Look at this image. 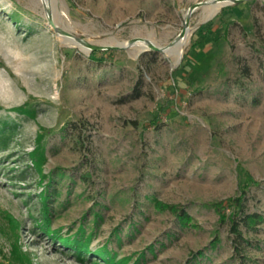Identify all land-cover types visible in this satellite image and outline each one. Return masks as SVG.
<instances>
[{
  "label": "rangeland",
  "instance_id": "1",
  "mask_svg": "<svg viewBox=\"0 0 264 264\" xmlns=\"http://www.w3.org/2000/svg\"><path fill=\"white\" fill-rule=\"evenodd\" d=\"M198 1L0 0V128L9 129L0 141V264H10L13 239L6 212L32 264H106L94 252L103 244L125 264H264V219L244 231L240 256L208 205L249 173L257 183L247 209L264 216V0L222 5L207 19V6L194 8L178 61L149 48L147 40L169 43ZM119 41L129 43L89 58L91 45ZM189 68L198 74L190 85ZM20 104L34 115L14 110ZM40 132L44 178L29 155ZM46 190L50 228L82 229L92 253L81 259L44 230ZM151 196L183 206L196 226H179ZM199 249L205 255L194 258Z\"/></svg>",
  "mask_w": 264,
  "mask_h": 264
},
{
  "label": "trees",
  "instance_id": "2",
  "mask_svg": "<svg viewBox=\"0 0 264 264\" xmlns=\"http://www.w3.org/2000/svg\"><path fill=\"white\" fill-rule=\"evenodd\" d=\"M202 27H205V24L202 25ZM196 41L193 40L191 42V45L193 48L196 46ZM259 43L261 45V49L264 53V39H260ZM107 49H92L90 50L88 56L92 60H101L103 59V55L105 52H107ZM100 53V55H98ZM213 60L212 56L209 57H203L201 60L197 61V63L200 65L199 69L203 70L205 65ZM238 65H239V71L240 74L243 76H249L250 75V68L248 64L244 61L243 58L238 59ZM194 64V63H193ZM184 67V64H181L178 68ZM200 70L198 72H200ZM192 72V68H189L188 75L191 76L188 78L187 84L190 85L193 81L194 73L190 74ZM198 74L196 75L197 79ZM173 83L176 82L174 77L172 76ZM138 88H134V93L137 95ZM169 106L168 101H164L160 105V109H165ZM14 110L25 113L28 116L34 115V108H32L28 104H20L14 107ZM177 110V107L174 108V111ZM133 123H136L132 121ZM149 122H153V125L157 127L159 120L156 117L150 118ZM9 129L6 128H0V141L4 142L5 138L8 136ZM45 133H39L37 134V143L35 146L29 151V155L31 156L33 160V164L35 169L37 170V173L40 175V178H44L47 176V173H44L42 171V162L45 159V153H44V147L41 145L40 140L44 136ZM47 182L49 183L50 180L48 179ZM257 183V181L249 174L246 173L244 179L238 183L237 190L234 194L229 195L228 197L220 200H214L211 202H208V205H210L215 213L217 214L218 222L221 223H227L228 230L231 233V239L233 246L235 247V251L240 256H244L242 252V248L245 247V245H248L250 243V240L244 235V231L248 230H254L264 219V216L262 213L258 211H250L247 209L246 204V191L249 188L251 184ZM42 199V223L44 225V230L47 233H50L52 236L58 237L63 244H65L68 247H71L76 253L78 254V257L82 259L83 255L85 253H92L93 250L89 248V236L86 238L79 236V233H83L82 229L79 231H76L73 235H66L61 236V234L58 233L57 228H50V215H49V209H48V193L47 190L40 194ZM153 207L156 210H167L171 213H173L176 217L177 223L181 227H189V226H196V223L193 222V219L191 215L186 211V209L176 203H169L162 201L155 196L150 197ZM5 216L10 224V228L13 233V239L10 242V246L8 249L7 254V260L10 264H32L31 258L29 254L21 248V245L18 241V234H17V227H18V220L10 213L6 212ZM116 233L117 230H114ZM219 237L215 236L211 240V245H214L217 243ZM151 246H149L150 248ZM94 252L100 257L106 264H125L128 261L127 256H123L120 258H115V255L111 251V249L107 248L105 244H103L102 247L94 250ZM205 255L204 250L199 249L196 252H194L193 257L199 258L201 256ZM95 259V258H94ZM138 259V258H136ZM137 260L133 261L132 264H137ZM93 263L99 264L97 260H93Z\"/></svg>",
  "mask_w": 264,
  "mask_h": 264
},
{
  "label": "water",
  "instance_id": "3",
  "mask_svg": "<svg viewBox=\"0 0 264 264\" xmlns=\"http://www.w3.org/2000/svg\"><path fill=\"white\" fill-rule=\"evenodd\" d=\"M215 0H203V1H198L196 3H193L191 4L187 10H186V18L183 20V26L182 28L180 29L179 33L167 44L165 45H154L152 42L148 41V46L150 49H153V50H158V51H161V52H169L173 49V46L175 44V42L182 36L184 35L185 38L188 36L189 34V28L187 27V18L190 14V12L196 8L197 6H207L208 4H211L212 2H214ZM237 1H241V0H221L220 2V5L217 6L213 11H211L209 14H207V16L205 17V19H207L208 17H210L220 6L222 5H226V4H229V3H233V2H237ZM50 22H51V25L55 28V30L59 31V29L57 28V26L55 24H53V22L51 21V19H48ZM68 33V32H66ZM73 39L77 40V42L80 43H84V40H82L80 37L78 36H74V35H71ZM129 42H125V41H119L117 42L116 44L114 45H109L108 43H105V42H101L100 44H96V45H91L90 46V49H106V48H124ZM181 56V50H179V52L177 53V59L176 61H178V59L180 58Z\"/></svg>",
  "mask_w": 264,
  "mask_h": 264
},
{
  "label": "bare ground",
  "instance_id": "4",
  "mask_svg": "<svg viewBox=\"0 0 264 264\" xmlns=\"http://www.w3.org/2000/svg\"><path fill=\"white\" fill-rule=\"evenodd\" d=\"M221 0H215L211 4H208L207 7L205 8L207 10V14H209L211 11H213L217 6L220 5ZM205 12V11H204ZM206 14V13H205ZM185 36L182 35L174 44L173 49L169 52H174L177 54L179 50H181L183 44H184ZM75 42V39H74ZM175 56V55H174ZM172 63V62H171Z\"/></svg>",
  "mask_w": 264,
  "mask_h": 264
}]
</instances>
